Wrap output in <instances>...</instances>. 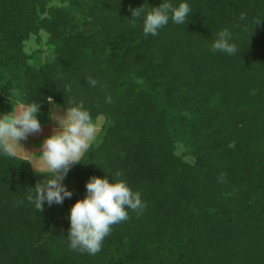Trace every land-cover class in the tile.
Here are the masks:
<instances>
[{"label":"trees","instance_id":"16d2710c","mask_svg":"<svg viewBox=\"0 0 264 264\" xmlns=\"http://www.w3.org/2000/svg\"><path fill=\"white\" fill-rule=\"evenodd\" d=\"M125 3L133 25L83 0H0V114L36 100L43 123L52 96L105 118L63 204L37 210L27 196L49 172L0 155V264H264V0H188L184 24L147 37L142 10L161 0ZM225 29L233 55L211 47ZM105 172L146 207L90 255L70 248L69 212Z\"/></svg>","mask_w":264,"mask_h":264},{"label":"clouds","instance_id":"9594fccd","mask_svg":"<svg viewBox=\"0 0 264 264\" xmlns=\"http://www.w3.org/2000/svg\"><path fill=\"white\" fill-rule=\"evenodd\" d=\"M190 14L188 0H179L178 3L161 0L159 6L142 10L143 34L146 37L156 36L170 20L177 25L184 24ZM139 16L141 11L132 10V18ZM241 19H244L243 14ZM211 47L213 51L227 55L237 52V45L227 29L217 33ZM88 83L95 87L97 81L90 79ZM46 102L50 106L48 120L56 126L52 133L42 140L41 152L35 154L49 172L44 183L36 184L35 192L27 196L28 201L37 210H42L45 203L48 206L60 205L65 199L72 198L73 190L64 184V180L71 168L82 161L97 135L90 112L82 102L73 100L72 105H66L63 110L52 96L46 97ZM39 115H42L41 103L36 100L18 105L11 112L0 114V155L13 159L17 157L18 149H24L20 142L41 132ZM32 167L36 172L44 174ZM106 174L111 175V181L108 175L90 176L85 182V196L77 199L70 208L67 237L73 250L96 255L101 251L103 240L110 234L112 225L127 220L129 210L142 213L146 207L141 194L133 191L127 181L120 178L121 172Z\"/></svg>","mask_w":264,"mask_h":264},{"label":"rangeland","instance_id":"374dc122","mask_svg":"<svg viewBox=\"0 0 264 264\" xmlns=\"http://www.w3.org/2000/svg\"><path fill=\"white\" fill-rule=\"evenodd\" d=\"M54 1L56 3H67V0H54ZM83 1L87 2L88 6L90 7V9H88V14H89L88 16L91 18H95V19L103 21L104 18H107L110 20H118V19H122V17L124 16L125 18L130 19L129 25L135 24V21L133 22L131 19L132 12L128 10V5L125 3L126 0H83ZM116 2L121 4L120 9H113L114 5L112 3L116 4ZM125 21L127 20H124V22ZM45 41H46V38L43 35L41 38L40 44L38 43L37 46L46 48L47 45H45ZM26 46L28 50L34 48L35 38L34 37L29 38ZM61 110L63 109L61 108ZM104 122H105V118L103 116L98 117L95 123L96 128L99 130L100 126ZM96 138H97V135H96ZM41 169L44 171H48L45 165H43Z\"/></svg>","mask_w":264,"mask_h":264},{"label":"crops","instance_id":"0c3cea01","mask_svg":"<svg viewBox=\"0 0 264 264\" xmlns=\"http://www.w3.org/2000/svg\"><path fill=\"white\" fill-rule=\"evenodd\" d=\"M49 108H48V111H49ZM12 110H10L9 112H11ZM41 125H42L41 132L30 135L27 138V140H23L20 142L24 149H18L17 157L27 159L30 162L31 167L34 166L39 171H44L41 169L42 166L44 165L43 161L40 159H37L35 154H39L41 152L40 145L42 143V140L52 133V130L56 125L54 122L48 120L47 115H46L44 122L41 123ZM97 133H98V129H97ZM32 169L36 171L33 167Z\"/></svg>","mask_w":264,"mask_h":264}]
</instances>
